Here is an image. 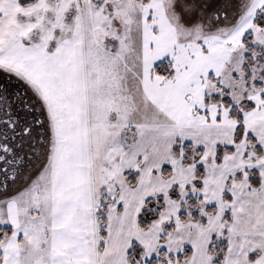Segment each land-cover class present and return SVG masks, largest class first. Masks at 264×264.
Here are the masks:
<instances>
[{
    "label": "snow or ice",
    "instance_id": "1",
    "mask_svg": "<svg viewBox=\"0 0 264 264\" xmlns=\"http://www.w3.org/2000/svg\"><path fill=\"white\" fill-rule=\"evenodd\" d=\"M0 264H264V0H0Z\"/></svg>",
    "mask_w": 264,
    "mask_h": 264
}]
</instances>
